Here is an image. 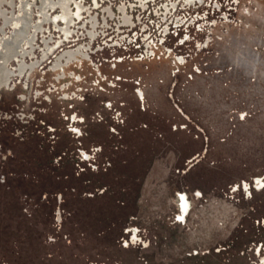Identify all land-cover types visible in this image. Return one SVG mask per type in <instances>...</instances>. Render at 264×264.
I'll return each mask as SVG.
<instances>
[{"label":"rangeland","instance_id":"1","mask_svg":"<svg viewBox=\"0 0 264 264\" xmlns=\"http://www.w3.org/2000/svg\"><path fill=\"white\" fill-rule=\"evenodd\" d=\"M25 8L0 88V264H264V115L230 122L222 93L178 113L171 74L185 28L259 30L264 0H0V52Z\"/></svg>","mask_w":264,"mask_h":264},{"label":"built area","instance_id":"2","mask_svg":"<svg viewBox=\"0 0 264 264\" xmlns=\"http://www.w3.org/2000/svg\"><path fill=\"white\" fill-rule=\"evenodd\" d=\"M223 14L219 23L211 21L200 27L197 22L191 33L185 28V38L180 39L179 46L191 38L194 48L185 51L186 54L176 56L171 62L174 68L171 71L172 77L181 75L179 84H174L180 94V99H176L174 106L178 109L182 99L197 102L200 100V93H222V98L218 96L221 104L218 105L225 109V115L232 117L230 122L233 117L242 121L244 117L264 115V75L261 73L264 71V26L259 30L252 29L250 25L240 26L239 22L227 19L228 13ZM201 19L197 15L195 23ZM227 24H230L229 28L226 27ZM204 27L208 29L204 38H196L195 32L203 31ZM262 179L263 176L252 179L253 190L262 189ZM199 196L198 194L197 197ZM189 212L190 205L186 195L175 194L173 221L183 225Z\"/></svg>","mask_w":264,"mask_h":264},{"label":"bare ground","instance_id":"3","mask_svg":"<svg viewBox=\"0 0 264 264\" xmlns=\"http://www.w3.org/2000/svg\"><path fill=\"white\" fill-rule=\"evenodd\" d=\"M28 7L30 8V6ZM29 8H25L24 17L22 19V27L17 30L12 39L6 40L2 45V50L0 52V86L8 85L10 82L9 78L11 77V73L7 71L6 64L15 57L17 50L19 49L20 42L24 37L23 34L28 25V18L30 16Z\"/></svg>","mask_w":264,"mask_h":264},{"label":"flooded vegetation","instance_id":"4","mask_svg":"<svg viewBox=\"0 0 264 264\" xmlns=\"http://www.w3.org/2000/svg\"><path fill=\"white\" fill-rule=\"evenodd\" d=\"M6 86H7V85H4V86H0V88H1V87H6Z\"/></svg>","mask_w":264,"mask_h":264}]
</instances>
